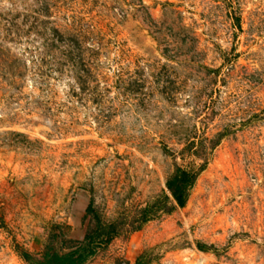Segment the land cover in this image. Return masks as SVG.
Segmentation results:
<instances>
[{
	"label": "rangeland",
	"instance_id": "1",
	"mask_svg": "<svg viewBox=\"0 0 264 264\" xmlns=\"http://www.w3.org/2000/svg\"><path fill=\"white\" fill-rule=\"evenodd\" d=\"M90 203L82 264H264V0H0V264Z\"/></svg>",
	"mask_w": 264,
	"mask_h": 264
},
{
	"label": "trees",
	"instance_id": "2",
	"mask_svg": "<svg viewBox=\"0 0 264 264\" xmlns=\"http://www.w3.org/2000/svg\"><path fill=\"white\" fill-rule=\"evenodd\" d=\"M196 172L177 168L175 173L167 180L166 187L172 195L177 205H183L189 188L192 186ZM86 211L92 213L95 217V227L88 231L83 240L86 244L83 245L82 251L79 248L72 249L67 253L60 254L56 250H48L41 257L33 258L28 254L25 257L29 264H82L83 261L92 253H94L95 245L108 242L112 235L116 233L115 226L103 224L99 216L95 213L92 204L90 203ZM147 210H143L140 220H145ZM100 241V242H98Z\"/></svg>",
	"mask_w": 264,
	"mask_h": 264
}]
</instances>
